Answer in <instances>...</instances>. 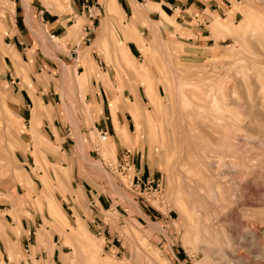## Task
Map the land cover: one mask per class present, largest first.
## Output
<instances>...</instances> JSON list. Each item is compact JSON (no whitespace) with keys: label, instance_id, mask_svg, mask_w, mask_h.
Returning a JSON list of instances; mask_svg holds the SVG:
<instances>
[{"label":"rangeland","instance_id":"obj_1","mask_svg":"<svg viewBox=\"0 0 264 264\" xmlns=\"http://www.w3.org/2000/svg\"><path fill=\"white\" fill-rule=\"evenodd\" d=\"M222 6L224 13L214 15L199 41L162 13L164 21L142 22L145 28L115 7L108 17L105 5L99 25L84 36L92 63L116 83L110 89L116 102L137 94L140 114H132L138 119L118 112L127 113L131 144L125 147L137 150L151 178L161 181L158 200L148 188L129 191L132 169L121 171L111 138L98 143L88 129L87 83L81 92L75 86L82 64L57 59V53L67 54L66 39L83 40L82 20L75 17L59 39L27 16L36 45L29 50L59 65L19 61L14 54L15 84L3 74L7 66L0 58V264H264V0ZM6 10L12 13L13 5L0 0L5 23ZM226 17L228 27H218L217 18ZM4 29L2 24L0 53ZM120 31L137 42L134 56ZM121 46L124 70L112 64ZM48 80L58 97L48 95ZM38 83L47 93L43 101L51 100L42 109L54 112L44 113L38 125L47 146L38 145L28 129L30 116L26 112L21 122L14 104L19 88L31 99L29 110L32 94L41 101ZM44 119L59 134L49 136ZM21 147L31 155L24 162L16 153ZM73 180L107 197L103 208L96 205L100 222L89 213L83 190H70ZM66 194H74V203ZM92 219L103 223V234L93 231Z\"/></svg>","mask_w":264,"mask_h":264},{"label":"crops","instance_id":"obj_2","mask_svg":"<svg viewBox=\"0 0 264 264\" xmlns=\"http://www.w3.org/2000/svg\"><path fill=\"white\" fill-rule=\"evenodd\" d=\"M5 1L13 5V10L12 13H10L8 10L3 12L8 16L6 23L0 20V30L3 24V29L6 27V34L4 37L7 39V42L4 41L5 47H3L5 52L0 53V58L7 66L6 69H4L3 74L6 76L10 75L12 77L10 80L11 83H19V80H17V82L15 80V77L17 76L12 74V71H14L15 68L12 61L14 54L18 56L19 61H25V59H29V62L34 64H39V62H47L52 68H54V65H59L58 62H55L57 60L53 61L49 58L45 59L44 57L47 56H43L41 58L37 56L38 53L36 54V51L34 50L36 45L30 38L28 26L25 23L27 16L30 18L34 17L35 20H37L40 24L46 26L49 36L59 39L60 37L66 35V28L70 25L72 26V24L75 23V17L81 19L83 40L76 44L73 43L72 38L66 39L64 44L67 48V54L60 53V55H58L57 53V59H61V61L66 65H71L72 62L76 60L82 64L83 68L81 69V76L80 78H76L75 86L77 87V90L81 92V90H83V86L85 83H87L84 89V99L86 100L88 106H86L85 109H87L92 114L90 123L88 124V129L90 131L95 130L97 135L99 130L105 131L107 133V138H111V143L114 146L113 151L115 149L114 156L115 160L118 159V166H122L125 162L128 166V170L132 169V176L135 174L136 177L140 178L141 180L151 178L150 174L145 170L140 156L138 157V151L134 150V152H132L125 147L128 143L131 144V139H129L127 132L129 129L127 122L128 120L126 118L127 113L124 112L120 114L118 112L127 110L128 114L132 116L133 119H138V116H134L132 114V111H136V114H140L137 102V94L135 92L134 99L132 96V101L122 100L121 98L116 102L115 96L110 94V89H112V86H114L116 83L114 80H111L108 72L103 71L104 73L101 74L97 67H95L94 63H92L90 57L87 55V47L90 46V43H86V38L84 39V36L92 33L94 28L99 25L101 18L104 16L103 7L105 5V12L108 17L111 16L115 7L119 9V12L123 18L130 19L132 16H134V19L137 18L135 24L145 28L146 26L142 24V22L147 23L148 26L149 24H153L157 21H164L165 18L162 17V13L165 16L172 17L174 22L182 25V27H185L188 31L194 34L192 40L199 41L200 37L206 36L204 33V30H206V24L214 18V15L218 16L220 13H224L222 4L227 5L229 0H56L57 3L52 2V0ZM22 2L28 6L27 13L25 12L26 6H24V3ZM101 11L103 14H101ZM108 17L107 21L112 24L114 19L110 20ZM216 22L218 27H221V25L225 23L228 27L230 21L229 18L226 17L223 20L217 18ZM119 36L120 40L126 47L128 54L131 57L134 56L136 54L135 52L138 50L137 42L132 38H125L121 31L119 32ZM190 37L191 36H187V38ZM30 48L34 49L29 50ZM121 48V55H119V53H115L112 56V64L119 69H123L124 60L127 58L125 48H123V46H121ZM91 52H93V50H91L90 53ZM79 66L80 64H76V69H78ZM41 71V68L35 69L36 73H40ZM56 75L57 74L54 73V76ZM74 87L72 86L71 90H73ZM36 90L41 97L42 103L35 95L31 93L33 105L29 110V103H26V101L29 100L31 105V99L28 93L23 88L17 89L14 96L15 110H17V113L21 118V122L22 120H25V114L27 112L28 117L30 116L28 129L33 130V133L37 138V142H39L38 145L47 146L46 144H48V142H43L42 139L46 140V138L41 134V131L38 129V125L44 113L49 115L54 112H51L47 109H42V105L44 104L51 105V100L46 99L45 102L43 101L42 97L47 96V93L43 91L44 89L41 88L39 83L36 85ZM47 92L49 93L48 95L53 94L57 95L58 97V93L53 91V83H50V80H48L47 83ZM25 103L26 105H24ZM111 103H113V108L110 106ZM116 106L117 109L115 108ZM62 109H64V107L61 106V110ZM44 122L45 119L42 120V125L46 124ZM48 125L46 124L45 126L48 128L47 130L49 131V136L53 137L54 132L59 134L60 131L53 125L52 121ZM23 133L25 134L26 139L28 138V135L30 136V132L28 131H23L20 134L23 135ZM30 140L31 136L29 141ZM16 153L23 162L27 161V159L31 156L29 153H24L22 147L21 150H17ZM34 160L36 163L41 164L40 160H38L36 156H34ZM69 188L73 192H78L81 189L83 190V193L89 200V203L87 204V206H89V208L87 207L89 213L90 211H95V213H98L96 205L98 204L103 208L105 201L107 202V197H101V195L98 194L97 191H95V189L92 187V189L85 190V185H83L82 182L80 186H78V183L73 180ZM93 190L95 191V194ZM64 197L66 198L67 202L74 203V198H72L74 197V194H66ZM93 220L94 219H92V221Z\"/></svg>","mask_w":264,"mask_h":264},{"label":"built area","instance_id":"obj_3","mask_svg":"<svg viewBox=\"0 0 264 264\" xmlns=\"http://www.w3.org/2000/svg\"><path fill=\"white\" fill-rule=\"evenodd\" d=\"M107 138V133L105 131H98V143H102L106 140ZM120 170L121 171H127L128 170V166L127 164L124 162L122 166H120ZM128 187H129V191L133 192V193H137L135 191H139L140 188H148L151 191V194H153L152 196L155 198V200H158L161 196V181L158 179H154V178H149L146 180H141L140 178L136 177V175L134 174L131 177V180L128 182ZM99 213H97V215L94 217L97 219V222H100L101 220L99 219L98 216ZM94 221V220H93ZM93 221H91V225L94 224ZM96 222V224H94L92 226L93 231L97 234H103V223L101 222L102 225H99Z\"/></svg>","mask_w":264,"mask_h":264},{"label":"bare ground","instance_id":"obj_4","mask_svg":"<svg viewBox=\"0 0 264 264\" xmlns=\"http://www.w3.org/2000/svg\"><path fill=\"white\" fill-rule=\"evenodd\" d=\"M62 5H64V4H62ZM65 6H67V5H65ZM80 142H81V140H80ZM80 142L78 141V143H79V145H80ZM81 147V146H80ZM105 152L106 153H108V154H111V150H105ZM183 187V186H182ZM191 205H192V203H191ZM190 205V206H191ZM187 206H189V205H187ZM218 207V206H217ZM220 207V206H219Z\"/></svg>","mask_w":264,"mask_h":264}]
</instances>
